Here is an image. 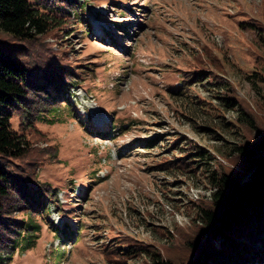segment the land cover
Listing matches in <instances>:
<instances>
[{
	"label": "rangeland",
	"instance_id": "obj_1",
	"mask_svg": "<svg viewBox=\"0 0 264 264\" xmlns=\"http://www.w3.org/2000/svg\"><path fill=\"white\" fill-rule=\"evenodd\" d=\"M86 1L92 34L74 31L79 25L63 32L73 54L91 64L70 95L77 114L66 110L59 129L39 122L61 151V162L38 168L42 179L59 187L60 208L52 207L33 247L16 251L10 264H144L142 257L107 259L103 248L121 237L165 242L166 231L191 223L192 202L212 192L200 171L211 170L213 160L197 163L190 174L156 169L166 156L179 155L170 141L200 143L207 154H226L243 142L234 123L240 111L223 99L227 83L253 107L264 104V46L257 29L239 24L258 18L264 0H121L126 9ZM100 12L106 19L97 21ZM200 60L206 76L184 87L183 72L197 69ZM212 68L220 76L210 78ZM241 239L264 250L260 235ZM249 256L255 260L243 264H264L258 254Z\"/></svg>",
	"mask_w": 264,
	"mask_h": 264
},
{
	"label": "trees",
	"instance_id": "obj_2",
	"mask_svg": "<svg viewBox=\"0 0 264 264\" xmlns=\"http://www.w3.org/2000/svg\"><path fill=\"white\" fill-rule=\"evenodd\" d=\"M96 2L112 7L120 3V9L128 6L121 0ZM88 4L86 0H0V264H10L16 251L32 248L42 222L51 221L52 206L60 208L59 187L42 179L38 168L61 162V151L39 128V122L59 129L66 123V110L77 114L70 95L78 87V75L84 76L91 64L85 65L73 54L63 32L79 25L74 31H85V38L92 34V24L84 17ZM255 13L258 18L239 24L257 29L264 46V11ZM96 16L106 19L101 12ZM116 26L127 31L120 21ZM106 34L116 43L110 31ZM46 38L52 46L40 41ZM215 61L220 60L215 57ZM217 68L223 69L220 63ZM205 71L200 60L197 69L183 72L184 87L201 82ZM213 71L210 78L220 76ZM227 84L223 99L228 108L240 111L234 123L243 133V142L226 154H207L200 143L182 145L175 138L170 146L179 155L166 156L156 166L190 174L197 171V163L213 160L211 170L200 171L212 186L211 194L192 202L196 214L191 223L166 231L165 242L117 238L103 248L107 259L123 262L142 257L144 264H243L255 260L249 255L258 254L257 262H263L264 250L241 238L264 237V104L253 107L237 95L233 83ZM87 128L96 135H107L92 124ZM54 228L59 230V226Z\"/></svg>",
	"mask_w": 264,
	"mask_h": 264
}]
</instances>
